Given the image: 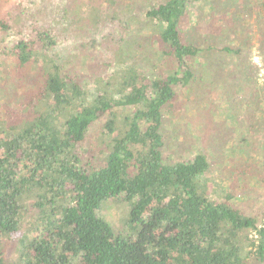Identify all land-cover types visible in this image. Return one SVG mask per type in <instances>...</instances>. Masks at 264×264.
Masks as SVG:
<instances>
[{
	"label": "trees",
	"instance_id": "16d2710c",
	"mask_svg": "<svg viewBox=\"0 0 264 264\" xmlns=\"http://www.w3.org/2000/svg\"><path fill=\"white\" fill-rule=\"evenodd\" d=\"M201 1L148 5L145 18L167 68L156 76L125 60L116 26L125 27L130 0L2 1L0 34L14 38L5 39L3 49L8 45L21 69L40 57L45 63L21 94L29 97L26 116L0 119V264H250L251 256L264 263V211L251 213L237 197L238 186L246 189L254 180L255 163L235 161L237 177H229V188L216 184L223 194L214 197L206 150L177 160L163 154V109L178 88L220 61L201 58L203 41L191 32ZM242 2L223 0L204 39H226L221 34L237 27L243 10L251 11L250 4L239 7ZM257 4L264 11V0ZM81 30L105 68L88 84L69 66L72 54L61 48L66 35ZM233 34L238 44L220 52L243 57L248 41L241 32ZM257 41L264 72V31ZM213 48L218 46L205 47ZM252 92L258 106L264 84L255 83ZM105 114L106 141L94 145L91 126ZM111 200L127 205L119 228L99 214ZM19 232L7 261L5 242Z\"/></svg>",
	"mask_w": 264,
	"mask_h": 264
},
{
	"label": "rangeland",
	"instance_id": "374dc122",
	"mask_svg": "<svg viewBox=\"0 0 264 264\" xmlns=\"http://www.w3.org/2000/svg\"><path fill=\"white\" fill-rule=\"evenodd\" d=\"M2 1L6 0H0ZM156 1L159 0H130L132 9L124 16L125 27L116 26L122 37L121 46L125 60L135 62L137 67L143 68L149 76L165 75L167 71L164 60L157 55L156 44L151 37L152 28L145 18L148 5ZM257 1L243 0L239 7L250 4L251 11L243 10L237 27L226 34L223 32L224 35H221L226 39L217 43L209 42L204 38L211 30L212 18L216 17L224 7L223 0L201 1L202 12H198L196 17L193 16L197 27L191 32L194 37L203 41L198 44V47H204L201 58L207 54V59L213 61L220 59V61L209 62V65H206L207 71L202 77L196 78L190 85L178 88L176 97L167 108L163 109L161 127L166 143L163 154L166 157L177 160L188 158L200 149L207 151V158L211 163L208 176L213 182L210 190L214 197L223 194L216 184H222L224 189L229 188L230 178L234 175L237 177L238 171L237 169L235 171V168L238 164L234 167L235 161L240 162V165L247 159L252 160L258 172L254 175V180L250 179L248 188L234 184L231 187L238 186L237 197L240 204L250 208L253 214L264 211V101L261 100L256 106L252 96L253 85L264 84L257 41L259 31H264V11ZM42 2L44 5L46 0ZM4 3L0 4V12L4 9ZM233 23L235 26L236 23ZM258 27L263 30H259ZM235 31L241 32L239 35L248 41V44L242 43L243 57L224 55L219 49L226 44L234 46L238 44V41L236 43L233 41ZM79 33L66 35V38L61 40V48L72 54L69 66L76 71L83 84H88L86 82L96 74L104 73L105 68L103 69L104 65L99 66V56L88 49L86 44L90 37L88 32L81 30ZM7 37L9 36L6 34H0V119L13 120L18 116H26L29 97L25 99L20 97L24 89L32 83L36 69L45 63V59L42 57L33 59L28 66L19 68L15 58L6 51L8 45H5L4 49L2 47L5 39L8 41L14 39ZM8 41L7 44H10ZM209 43L215 44L218 48L207 51L205 47ZM155 57L159 58L157 62ZM253 64L260 67L258 71ZM248 68L252 69V76L249 75ZM120 113L121 110L117 109V114ZM261 114L263 116H260ZM108 118L109 116L105 114L92 124L90 129L92 144L106 141L103 124ZM96 152L93 149L92 154ZM88 155L89 153H86L84 156L87 158ZM244 167L248 168L245 164ZM227 172L231 175L228 176ZM126 211L127 205L124 202L111 200L101 205L99 214L119 228ZM19 235L20 232L5 242L4 256L7 261L13 258ZM250 264L264 263L251 256Z\"/></svg>",
	"mask_w": 264,
	"mask_h": 264
},
{
	"label": "built area",
	"instance_id": "2783aa9c",
	"mask_svg": "<svg viewBox=\"0 0 264 264\" xmlns=\"http://www.w3.org/2000/svg\"><path fill=\"white\" fill-rule=\"evenodd\" d=\"M254 237H256V235H254Z\"/></svg>",
	"mask_w": 264,
	"mask_h": 264
}]
</instances>
